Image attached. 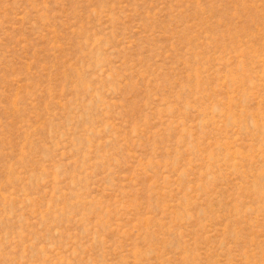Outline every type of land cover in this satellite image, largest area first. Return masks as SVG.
I'll list each match as a JSON object with an SVG mask.
<instances>
[{
	"label": "rangeland",
	"instance_id": "rangeland-1",
	"mask_svg": "<svg viewBox=\"0 0 264 264\" xmlns=\"http://www.w3.org/2000/svg\"><path fill=\"white\" fill-rule=\"evenodd\" d=\"M0 264H264V0H0Z\"/></svg>",
	"mask_w": 264,
	"mask_h": 264
}]
</instances>
